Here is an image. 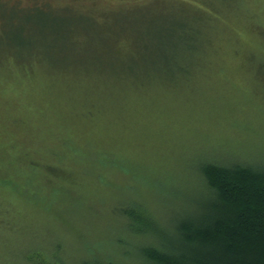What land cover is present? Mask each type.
Returning a JSON list of instances; mask_svg holds the SVG:
<instances>
[{"label":"rangeland","instance_id":"obj_1","mask_svg":"<svg viewBox=\"0 0 264 264\" xmlns=\"http://www.w3.org/2000/svg\"><path fill=\"white\" fill-rule=\"evenodd\" d=\"M46 1L81 19L67 37L86 52L61 58L57 31L30 54L20 41L22 64L17 17L44 0H0L19 7L0 16V264H138L122 207L170 234L205 189L202 159L264 164V0ZM133 8L155 22L121 27ZM184 20L204 36L180 72Z\"/></svg>","mask_w":264,"mask_h":264},{"label":"trees","instance_id":"obj_2","mask_svg":"<svg viewBox=\"0 0 264 264\" xmlns=\"http://www.w3.org/2000/svg\"><path fill=\"white\" fill-rule=\"evenodd\" d=\"M30 5L19 12L17 17L18 21H25L21 36L28 39L20 38L16 41L18 45L13 52L17 59L21 56L20 41L24 42L23 44L27 42V46L30 45L27 50H24L30 54L29 51L36 50L38 43L42 41L56 42L53 38L57 31L60 36L58 50L64 49L59 50L64 52L60 57L68 58L71 54H75L74 56L78 59L84 58L86 51H77L80 41L70 40L67 37L71 34L73 21L76 25L82 24L80 18L73 17L70 12L51 11L53 4L46 0L43 4L33 2ZM12 7L8 8L0 4V16L6 15L8 9L15 12L19 10V7ZM131 10L129 11L131 15L127 19L120 15L121 27L139 29L146 21L150 22L149 19L152 24L155 22L154 13L152 18L142 17L135 8ZM10 13L8 16L11 15ZM4 20L6 21V18ZM40 21L41 24H39ZM183 22L185 24L181 31L184 33V45L190 54V59H188L189 63L186 61L183 64L184 57L181 58L182 61L178 57V62L181 63L178 70L180 72L186 69L187 64L191 65L193 55L196 54L194 45L191 47L190 44L193 43L198 47L199 40L204 36L202 22H192L197 26L196 28L188 20ZM3 23L6 24V22ZM7 31L6 28V35ZM46 33L49 34V41L44 38L47 37ZM83 44L88 46L91 43ZM84 45L81 47H85ZM72 46H76L75 51L71 50ZM91 47V50L95 52L94 48L97 46L91 44ZM48 49H50L49 52L56 53L53 45H49ZM99 54H91L92 60H96L94 55L99 56ZM20 60L22 64H25L24 58ZM33 60L36 58L30 59V62L32 63ZM119 71L116 69L114 72ZM178 71L172 76H166L167 79H171L172 82L178 76ZM128 75L137 79L138 72L134 70L132 74L128 72ZM139 78L140 80L152 79L154 76L145 75ZM197 169L205 189L195 199L196 201L194 200V209L174 219L170 234H164L161 223L138 201L122 207L120 217L123 228L127 230L130 238L134 239L131 241L126 239V242L132 245L131 250L130 246L127 247V256L130 255V259L138 264H264V164L222 162L208 158L202 159ZM153 237L154 243L140 242ZM55 264H66V262L63 257H58ZM80 264H93V261L84 259Z\"/></svg>","mask_w":264,"mask_h":264}]
</instances>
